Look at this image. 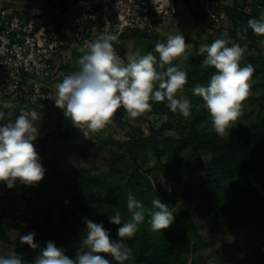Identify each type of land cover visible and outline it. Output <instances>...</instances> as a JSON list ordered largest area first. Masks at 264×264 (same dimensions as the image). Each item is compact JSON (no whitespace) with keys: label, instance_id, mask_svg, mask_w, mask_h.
Segmentation results:
<instances>
[{"label":"trees","instance_id":"trees-1","mask_svg":"<svg viewBox=\"0 0 264 264\" xmlns=\"http://www.w3.org/2000/svg\"><path fill=\"white\" fill-rule=\"evenodd\" d=\"M215 1L216 11L224 14L226 19L222 25L211 21L206 13L190 8L189 14L211 31L207 43L192 40L190 42L192 47L187 49L188 60L177 62V66L182 63V70L187 73L188 82L185 85V91L192 92L197 84L206 85L215 74L216 70L213 67L203 65L202 61L206 53H201L200 47L210 45L217 38L229 39L231 43H238L241 46L239 32L242 30V33H245L248 50L243 52L241 66L253 65L255 71L249 81V92L254 93L260 90L263 93L260 102L264 106V51L260 47L264 41V35L254 33L248 26L250 19L263 18L264 0L251 2L234 0L233 4ZM66 2L65 0L62 6ZM57 31L70 42L72 41L69 36L72 28L67 31L58 28ZM167 38L135 34L126 40L127 44L134 42V46L132 48L128 46L127 50L134 55L137 50L142 55L151 52L157 57L158 71H164L168 65L164 69L159 68V54L155 52V46L159 42H166ZM68 48L69 51L78 54L76 48ZM66 69L65 65L63 71L68 70ZM188 100L190 101L191 98ZM150 103L152 108L147 111L148 114L165 115L169 118V122L158 131L149 125V134L146 135L141 127L133 126L122 119V116L127 117L123 109L116 112L114 122L111 124L126 130L130 143L118 148L108 173L92 174L90 171L81 170L69 174L58 171L46 159L40 160L45 169V176L38 184L27 185L32 195L27 198L25 217L29 225L27 229H24L35 234L40 247L44 249L48 242H53L64 251L65 255L75 260L80 252L85 251L82 245L86 235L84 221L89 219L94 223H103L105 229L110 232V239L118 240L119 226L109 223V215L119 211L122 222L131 220L132 213L127 209L129 194L134 195L145 206L146 211L144 221L138 225L135 236L125 240L126 245L132 250V255L125 264H196L197 259H193L194 256L191 257L190 238H187L184 233L186 224H180L183 219L191 220L190 208L193 201L205 207V212L212 216L213 225L217 229H249L254 232L264 229V115L261 113L264 111L262 108L261 115L254 117L250 109L243 105L242 115L235 122L230 133L221 136L212 128L211 116L206 107L197 112L193 110L194 117L190 121L172 112L166 106V100L150 101ZM17 104V106L25 105L23 101H17ZM191 105L193 109V102ZM52 106H54L53 100L44 104L41 109L49 107L53 110ZM2 107L4 105H0V111ZM58 114L61 119L66 120V125L53 142H59L62 149L70 151L80 148L79 152L87 156L98 151L99 146L116 144L106 128L85 137L77 127L73 126L70 118L65 117L63 110L59 109ZM174 128L184 129L185 134L183 139L175 142L167 162L163 163L162 159L168 156V152L161 148L158 137L163 132ZM134 146L137 148L134 149ZM147 146L156 153L159 160L157 168L160 170L172 172L179 164L186 167L192 165L180 200L183 208L179 213H173L172 224L162 232L153 231L150 224L151 201L155 197L162 201V198L155 196L146 188H152V181L142 171L139 150ZM188 150L207 155V161L194 165L184 155ZM197 170L201 172V175L196 174ZM165 204L169 206L167 201ZM3 213L5 215L6 211L3 210ZM12 227L13 223L9 219V214L0 218L2 243L9 240L7 232ZM194 234L197 241L193 251H197L203 242L197 230ZM13 243L18 247L4 248L1 254L7 256L14 253L23 259L24 264H33L34 260L28 256L30 247L28 245L20 247L19 238L11 240V244ZM107 258L111 264H118L110 256ZM250 264H264V257L257 258Z\"/></svg>","mask_w":264,"mask_h":264},{"label":"clouds","instance_id":"clouds-1","mask_svg":"<svg viewBox=\"0 0 264 264\" xmlns=\"http://www.w3.org/2000/svg\"><path fill=\"white\" fill-rule=\"evenodd\" d=\"M248 26L256 34L264 35V18L250 19ZM114 34H102L91 43L88 50L80 57L79 70L67 75L57 84L58 99L56 107L63 110L85 137L90 133L104 130L113 123L116 112L135 119L152 108L153 102L167 101V107L174 113L187 118L191 115L192 105L185 98L187 73L182 70V63L187 61V49L184 36L170 35L166 42L157 43L155 52L142 55L136 52V59L124 63L116 54ZM229 39L217 38L210 45L201 46L199 51L206 53L203 65L211 66L216 71L206 85L197 84L193 95L202 98L210 113L214 131L226 136L242 115L243 102L250 90V79L255 71L253 65L241 66L243 50L238 43ZM81 51H84L81 49ZM4 113H0L3 119ZM35 112L22 111L14 121L0 123V183L11 189L17 181L32 186L44 179L43 168L34 148L38 129L34 124ZM150 224L153 231L162 232L169 228L174 214L169 207L155 197L151 201ZM127 209L132 213L130 221L122 222L121 213L109 215V223L118 225V240L110 239V232L103 223L85 220L86 235L82 240L85 251L76 259H70L53 242H48L33 264H111L110 256L118 264H125L132 255L126 245V239H132L138 231V225L144 221L145 206L134 195L127 197ZM34 233L20 237L22 244L36 248ZM0 264H24L16 255L0 254Z\"/></svg>","mask_w":264,"mask_h":264},{"label":"rangeland","instance_id":"rangeland-1","mask_svg":"<svg viewBox=\"0 0 264 264\" xmlns=\"http://www.w3.org/2000/svg\"><path fill=\"white\" fill-rule=\"evenodd\" d=\"M66 1V4L70 6L78 0ZM219 1L223 4H233L234 0ZM63 2H65V0H13L8 3V7L13 8L22 15L46 16V14H49L56 5L62 6ZM54 28L67 31L68 29H71V22L69 20L62 23L57 22ZM210 31L211 30H209L206 25L199 22V20L195 19L191 14H188L186 18H182L177 25L172 28L171 33H173L172 35L181 33L185 38L186 44H190L192 40L207 43ZM242 32V30L239 32V38H241V48L244 52L248 50V43L246 42L245 33ZM142 41L143 40H141V42ZM71 42L73 43L74 41L72 40ZM133 43L129 44L131 48L134 46ZM260 47L264 51V41L261 43ZM76 49L78 50V54L66 49V55H64L65 63L63 67L66 65L68 70L66 69L67 71H63L62 74H60L59 78L55 81L56 85L60 83L65 76L73 74L79 70L78 61L86 50L82 52L80 49ZM135 56L136 55L133 54L128 61L131 62L134 60ZM262 94L263 93L260 90H257V92L254 93L250 91L247 99L243 102V105L250 109L251 115H254V117L255 115H261V108L264 111L263 103L260 102ZM184 96L186 99L191 98L190 103L193 102L191 115L187 117L191 121L194 117L193 110L197 112L201 108H204V101L202 98L193 95V92L185 91ZM57 99L58 91L57 87H55L53 97L54 106H52L54 107L53 110L49 107L41 109L42 106L37 108L29 105L17 106L15 103L11 104L12 101L9 100L5 102L4 107H2L3 109L0 111V113H4V117L3 119H0V123L14 121L22 111L35 112L37 114V119L34 121V124L38 129V136L33 143L39 160L46 159L58 171L69 174H74L81 170L90 171L92 174H99L102 172L108 173L111 161L114 155L118 153V148L130 143V138L126 133V130L121 129L116 124H109L106 129L116 144L99 146L98 151H94L87 156H84L79 152L81 150L80 148L69 149L70 151L64 150L60 147L59 142H53L60 130L66 125V120L61 119L58 114L60 108L56 107L55 101ZM261 113L264 115V112ZM122 119L128 121L133 126L141 127L145 130L146 135L149 134V125H152L155 130L158 131L164 124L169 122V118L165 115H149L148 112H145L135 119H130L124 116H122ZM184 134V129L174 128L173 130L163 132L158 137L161 143V148L168 152V156L162 159L163 163L167 162L169 154L171 153V148L174 147L175 142L183 139ZM136 148L137 147L134 146V149ZM139 152L142 171L152 181V188H146L148 191L153 192L155 196H160L164 203L167 201V204L169 205L168 207L172 213H179L180 209L183 208L180 200L184 186L188 182L192 165L186 167L185 165L179 164L174 171L167 172V170H160L157 168L159 160L150 146L139 150ZM184 155L186 159L194 165H199L208 159L207 155L196 154L192 150L186 151ZM196 174L201 175V172L197 170ZM27 188V185L22 184L19 181H17L15 186L11 189H9L4 183L0 185V218L9 214V219L13 223V227L7 232L9 240L2 243L3 234L1 235L0 233V254L4 248L18 247L14 245V243L11 244V240L19 238L20 242L21 236L32 233L31 231L24 230L27 229L29 225L25 217L28 203L27 198L32 195ZM191 206V220L183 219L180 224H186L184 227V233L187 238H190V247L192 250L191 257L194 256L193 259H197L196 264H250L257 258L264 257V229L259 232H254L249 229H217L213 225L212 216L205 212V207L198 205L195 201L192 202ZM3 210L6 211L5 215ZM195 230L198 231L203 242L201 248L197 251H193V246L197 241L194 234ZM34 243L37 247L34 249L30 248L28 255L29 258L33 260H35L41 250H43V248L39 246L35 237ZM19 245L21 247L26 244L20 242Z\"/></svg>","mask_w":264,"mask_h":264},{"label":"built area","instance_id":"built-area-1","mask_svg":"<svg viewBox=\"0 0 264 264\" xmlns=\"http://www.w3.org/2000/svg\"><path fill=\"white\" fill-rule=\"evenodd\" d=\"M12 1L0 0V105L23 101L37 108L53 100L51 83L63 72L66 49L87 51L102 34L117 36L113 47L126 63L133 55L127 39L135 34L169 37L190 8L218 25L226 21L216 11L215 0H78L70 6L56 5L46 16L17 13L8 7ZM68 20L73 43L54 28Z\"/></svg>","mask_w":264,"mask_h":264},{"label":"crops","instance_id":"crops-1","mask_svg":"<svg viewBox=\"0 0 264 264\" xmlns=\"http://www.w3.org/2000/svg\"><path fill=\"white\" fill-rule=\"evenodd\" d=\"M16 12H17V11H16ZM17 13H19V12H17ZM56 86H57L56 83H54V82L51 83V87H52L53 90H55V87H56Z\"/></svg>","mask_w":264,"mask_h":264},{"label":"water","instance_id":"water-1","mask_svg":"<svg viewBox=\"0 0 264 264\" xmlns=\"http://www.w3.org/2000/svg\"><path fill=\"white\" fill-rule=\"evenodd\" d=\"M124 54H125V55H128V52L125 50V51H124Z\"/></svg>","mask_w":264,"mask_h":264}]
</instances>
